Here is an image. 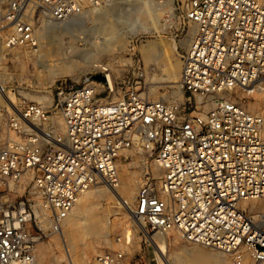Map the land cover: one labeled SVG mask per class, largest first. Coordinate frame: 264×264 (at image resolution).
Wrapping results in <instances>:
<instances>
[{"label": "built area", "instance_id": "obj_1", "mask_svg": "<svg viewBox=\"0 0 264 264\" xmlns=\"http://www.w3.org/2000/svg\"><path fill=\"white\" fill-rule=\"evenodd\" d=\"M115 2L0 0V54L36 50L47 23ZM184 2L197 33L175 98L151 100L104 70V82H61L15 104L10 96L22 91L0 80V264H33L84 194L119 188L126 152L159 169L141 178V226L162 237L177 232L232 264H264V117L223 96L252 94L264 79V0ZM96 263L170 264L159 253L146 261L124 250L104 251Z\"/></svg>", "mask_w": 264, "mask_h": 264}, {"label": "rangeland", "instance_id": "obj_2", "mask_svg": "<svg viewBox=\"0 0 264 264\" xmlns=\"http://www.w3.org/2000/svg\"><path fill=\"white\" fill-rule=\"evenodd\" d=\"M118 3L99 9L87 5L88 12L82 17L47 23L39 32L36 50L3 51L0 80L22 91V97L10 96L13 102L47 96L61 82L74 86L92 79L104 82V70L117 80H130L151 100L177 97L182 56L197 33V26L185 19L184 0H134L121 9ZM152 43L161 45L162 52L148 62L143 48ZM162 48L171 51V56ZM257 88L252 94L239 90L223 96L264 117V79ZM118 164L120 187H101L84 194L61 232L44 237L33 264H97V256L109 250H124L128 258L146 261L157 259L159 253L170 264H232V258L223 253V261L214 263L215 256L210 258L207 253L217 251L187 243L177 232L162 237L141 226L134 208L141 178L146 169L154 174L159 169L152 162L146 168L138 152L124 153ZM126 185L134 189L128 200L129 213L121 200Z\"/></svg>", "mask_w": 264, "mask_h": 264}, {"label": "bare ground", "instance_id": "obj_3", "mask_svg": "<svg viewBox=\"0 0 264 264\" xmlns=\"http://www.w3.org/2000/svg\"><path fill=\"white\" fill-rule=\"evenodd\" d=\"M117 1H119V8L121 9V6L123 5V4H126V3H129L130 4V2H132V1H134V0H117ZM145 12V11H144ZM141 14V13H140ZM143 14V13H142ZM142 18L143 19H145V20H148V17H147V15H146V13L145 14H143L142 15ZM117 20V19H116ZM142 20V19H141ZM143 23H145V22H143ZM142 23V24H143ZM141 24V25H142ZM144 25H147L146 23L144 24ZM144 25H142V26H144ZM196 26V25H195ZM141 27V26H140ZM146 27V26H145ZM107 29V28H106ZM143 29H145V28H143ZM151 30H153V29H149V28H147V29H145V31H151ZM163 49V48H162ZM164 50V49H163ZM173 51L174 50H176L175 48H173L172 49ZM143 51H144V55H145V57H146V59H147V61L148 62H151L152 61V59H153V57H154V55L155 54H157V52H160L161 51V45H159V44H157V45H153V43H152V45H149L147 48H143ZM69 52H71V48L69 49V51H68V53ZM162 52V51H161ZM164 52H165V54L168 56H171L170 55V53H171V51L169 52V51H167V50H164ZM175 52V51H174ZM176 54V53H175ZM165 55V56H166ZM168 56V57H169ZM172 57H173V55H172ZM165 58V57H164ZM1 60V59H0ZM166 60V59H165ZM174 63V62H173ZM171 64V63H170ZM110 188V187H109ZM133 191H134V189H133V187H131V186H129V185H126V186H124L123 187V189H122V192H121V200L122 201H124V202H126L125 203V205L123 206V208H124V210L125 211H127L128 213H129V211H130V205L128 204V200H129V197L131 196V195H133ZM90 192V191H89ZM135 199V198H134ZM120 200V201H121ZM131 200V199H130ZM129 203H131V202H129ZM205 253V252H204ZM209 256H210V258L211 257H213V256H215V259H214V263H219V262H222L223 260V258L225 257L224 255H222V253H220V252H210V253H207Z\"/></svg>", "mask_w": 264, "mask_h": 264}]
</instances>
